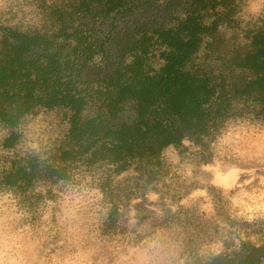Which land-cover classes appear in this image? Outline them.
<instances>
[{
	"label": "trees",
	"instance_id": "16d2710c",
	"mask_svg": "<svg viewBox=\"0 0 264 264\" xmlns=\"http://www.w3.org/2000/svg\"><path fill=\"white\" fill-rule=\"evenodd\" d=\"M39 28L0 26V186L32 208L35 186L87 173L116 223L132 169L134 185L162 181L163 152L201 153L226 122L264 115V28L234 46L220 29L234 23L236 0H39ZM57 112L67 127L42 154L16 150L20 126ZM100 171V172H79ZM29 192V196L25 194ZM256 225V226H255ZM193 264H264V224L240 222L224 250Z\"/></svg>",
	"mask_w": 264,
	"mask_h": 264
},
{
	"label": "rangeland",
	"instance_id": "374dc122",
	"mask_svg": "<svg viewBox=\"0 0 264 264\" xmlns=\"http://www.w3.org/2000/svg\"><path fill=\"white\" fill-rule=\"evenodd\" d=\"M33 3L42 16L41 9L38 7L39 0H33ZM237 7L238 12V3ZM8 11L11 13V7ZM12 18L15 19L14 13ZM240 23L235 14L234 23H231L230 27L220 29L222 37L228 44L243 46L244 35L247 32L264 28V19L246 28H241ZM257 111L258 109L253 113L248 112L229 120L253 118L264 125V115L256 113ZM44 115L51 117L49 123L54 125L51 129L52 138L49 140V146L61 138L67 125L62 120L61 114L57 112ZM25 124L27 122L23 125ZM23 125L20 126L21 132ZM225 130L226 124L217 137L210 142L208 152L201 153L191 141L184 143L185 150L180 152L173 148L166 149L163 152L165 164L163 172L166 173L162 181L146 190L140 185L133 184L131 178L135 171L132 169L114 178L116 183L127 186L125 192L130 194V201L119 205L113 227L105 226L109 204L104 198L100 201L101 211L87 225L89 238L85 244V247L92 246L97 249L94 264H116L120 255H128L130 248L139 243L142 237L130 236L127 227L128 220L133 218V213H136L138 219L137 226L151 221L150 228L162 223L173 225L178 229L174 237L180 247L169 264H193L196 257L204 258L222 252L224 242L236 239L240 222L264 224V155L218 150L217 138ZM5 135L6 130L0 127V142ZM22 143L23 139L16 150L23 152ZM13 153L0 147L1 166L7 164V160H12ZM79 172L100 171L81 169ZM72 182L86 183L89 187L97 188V181L87 173L76 175ZM0 189L11 188L1 185ZM37 189H43V191H37ZM11 190L20 196V204L33 213L34 224L41 223L40 217L49 207L46 202L52 201L51 227L44 233L46 239L43 240L39 256L35 261V264H41V257H44V264H48L47 256L57 251L63 252L68 244L66 240L61 243L63 236L58 229L56 219L59 209L55 205L59 199V191H62L61 182L35 186L33 193L36 194L35 198L38 202L32 208L21 199L20 191ZM25 195L29 196V192ZM105 208L106 212L103 211ZM155 210L163 212L160 221L153 219L156 215ZM131 232L134 234L136 229H131ZM69 250H74V245Z\"/></svg>",
	"mask_w": 264,
	"mask_h": 264
},
{
	"label": "clouds",
	"instance_id": "9594fccd",
	"mask_svg": "<svg viewBox=\"0 0 264 264\" xmlns=\"http://www.w3.org/2000/svg\"><path fill=\"white\" fill-rule=\"evenodd\" d=\"M239 10L236 13L241 28H246L264 19V0H237ZM11 7V13L9 8ZM15 14V19L12 14ZM43 23L39 9L33 0H0V26L7 24L22 30L39 28ZM43 113L22 126L24 152L42 154L46 151L52 138L51 129L54 127ZM188 143L187 140L184 141ZM216 147L220 151L251 153L264 155V125L253 118L243 120H228L226 130L217 138ZM79 179V177H76ZM62 191L56 207L57 226L63 236V243L68 242L67 248L61 252L47 256L48 264H94L97 249L85 247L88 237L87 225L101 211L100 201L103 193L86 183L61 181ZM43 191V189H37ZM48 209L40 217L41 223L32 222L33 213L20 204V196L11 189H0V264H35L39 256L44 233L48 232L51 216L52 201H47ZM104 212L107 209H103ZM154 220L160 221L163 212L155 210ZM128 220L130 236H141L139 243L130 248L128 255H120L116 264H169L180 247L174 233L178 231L173 225L158 223L149 227L151 221L138 225L136 213ZM135 228L133 234L131 229ZM74 245V250L72 249ZM47 251V250H45ZM41 257V264H44Z\"/></svg>",
	"mask_w": 264,
	"mask_h": 264
}]
</instances>
